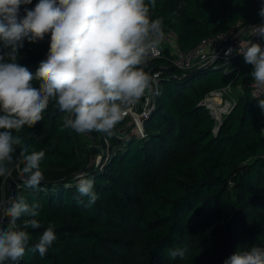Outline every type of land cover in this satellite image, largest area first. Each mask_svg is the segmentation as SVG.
Here are the masks:
<instances>
[{
    "label": "trees",
    "instance_id": "obj_1",
    "mask_svg": "<svg viewBox=\"0 0 264 264\" xmlns=\"http://www.w3.org/2000/svg\"><path fill=\"white\" fill-rule=\"evenodd\" d=\"M38 2L22 4L20 16ZM262 3L156 0L152 18L163 17L165 33L174 32L189 51L238 22H264L258 14ZM22 43L17 62L35 73L47 56L50 34ZM144 69L161 73L145 137L131 127L115 128L111 136L93 131L89 134L101 135V147L88 149L87 135L64 128L66 113L53 104L43 120L19 133L29 152L45 150L44 180L35 188L24 185L18 148L8 175L0 177V201L23 195L29 204L41 205L35 217L41 227L26 229L29 249L49 223L57 238L43 258L26 250L16 264H224L239 248L264 247V112L250 90L253 66L238 56L227 73L218 64L183 71L165 59ZM239 86L236 107L216 131L217 120L203 100L213 90ZM105 138L116 151L96 164ZM81 177L94 181L99 198L91 207L77 192ZM31 218L22 215L17 226ZM173 248H187V258L170 260Z\"/></svg>",
    "mask_w": 264,
    "mask_h": 264
},
{
    "label": "clouds",
    "instance_id": "obj_2",
    "mask_svg": "<svg viewBox=\"0 0 264 264\" xmlns=\"http://www.w3.org/2000/svg\"><path fill=\"white\" fill-rule=\"evenodd\" d=\"M31 3L0 0V177L8 175L19 148L23 166L17 167L27 188L44 180L41 162L46 153L43 149L29 152L19 133L43 120L53 104L66 113L64 128L111 136L126 114L152 93V77L143 65L165 38L164 18H152L156 0H39L21 17L20 6ZM258 14L264 19V3ZM249 31L264 39V24ZM47 34V56L33 73L17 62L18 50L24 38L35 43ZM232 51L229 47L224 55ZM239 53L253 66L254 86L264 89V48L251 39L240 40ZM258 106L264 112V99L258 100ZM76 187L79 196L87 198L85 207L95 204L99 197L93 180L81 177ZM40 208L23 195L0 201V264H16L26 250L38 251L42 258L46 255L57 238L55 225L49 223L31 249L26 230L41 227L35 219ZM22 215L32 218L20 228L16 222ZM6 218L10 221L5 227ZM187 254V248L168 251L173 261L184 260ZM224 264H264V247L239 248Z\"/></svg>",
    "mask_w": 264,
    "mask_h": 264
},
{
    "label": "built area",
    "instance_id": "obj_3",
    "mask_svg": "<svg viewBox=\"0 0 264 264\" xmlns=\"http://www.w3.org/2000/svg\"><path fill=\"white\" fill-rule=\"evenodd\" d=\"M255 25L261 24H249L246 26L244 21L238 22L224 32L205 38L189 51H185L180 47L178 40L179 36L174 32H167L159 48L155 53L150 54L147 63L143 65V67L147 66L152 61L165 59L171 66L183 71L198 69L206 65L215 66L218 64L219 68H223L225 73H227L230 67H232L235 58L243 56L239 53L240 40L244 41L251 39L253 42L260 43L262 48H264V39H260L258 36H252V33L249 31L251 27ZM229 47H231L233 51L230 56L226 57L224 53ZM148 73L152 77V93L146 94L141 102L132 108L122 120L126 121L130 118L131 120L127 127H131L132 130H135L140 137H145V121L155 109L157 104L156 97L159 94L160 87L159 79L161 73L155 70H150ZM230 88L231 87L216 91L213 90L202 102L203 106H205L210 114L217 120L218 125L216 126V131L224 118L231 113L238 103L237 101L225 99L222 96L221 91L226 92ZM250 90L253 97L264 99V89L255 87L254 81L250 83ZM222 97L225 100H223ZM219 98L220 101L217 102L216 100ZM105 144L106 147L102 154V159L106 162L111 155L109 151L111 149V142L108 138H105Z\"/></svg>",
    "mask_w": 264,
    "mask_h": 264
},
{
    "label": "rangeland",
    "instance_id": "obj_4",
    "mask_svg": "<svg viewBox=\"0 0 264 264\" xmlns=\"http://www.w3.org/2000/svg\"><path fill=\"white\" fill-rule=\"evenodd\" d=\"M242 90H243L242 87L239 86V87H236V88H230L226 92L225 91H221V92H222V96L225 99H228L230 101L231 100L238 101V96L242 93ZM224 98H223V100H225ZM216 101L217 102L220 101V98L217 99ZM130 120L131 119L129 118L128 120L124 121V123H122V126H120L118 124L115 128L121 127V129L120 128L119 129L120 130H124L129 125ZM86 135L87 136H86L85 141H86V145H87L88 149H92L95 146L101 147V143H100L101 142V140H100L101 139L100 138L101 135H99L98 133H96V134L93 133V135H91L89 133H86ZM114 150L115 149L111 148L109 151H110V153H113ZM103 152H104V150L103 151L101 150L99 153H97L95 155V157L93 158L94 159V163L99 164L101 162Z\"/></svg>",
    "mask_w": 264,
    "mask_h": 264
},
{
    "label": "water",
    "instance_id": "obj_5",
    "mask_svg": "<svg viewBox=\"0 0 264 264\" xmlns=\"http://www.w3.org/2000/svg\"><path fill=\"white\" fill-rule=\"evenodd\" d=\"M260 24H264V22H260ZM208 67H210V65L202 66V67L198 68V70L195 71V73H196V72L204 71V70L208 69ZM171 71H173L172 68H169V72H171ZM219 128H220V127H219Z\"/></svg>",
    "mask_w": 264,
    "mask_h": 264
}]
</instances>
